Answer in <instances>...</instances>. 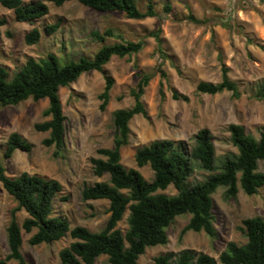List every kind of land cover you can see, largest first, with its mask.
Segmentation results:
<instances>
[{
	"label": "rangeland",
	"instance_id": "obj_1",
	"mask_svg": "<svg viewBox=\"0 0 264 264\" xmlns=\"http://www.w3.org/2000/svg\"><path fill=\"white\" fill-rule=\"evenodd\" d=\"M44 1L49 6V13L33 23L16 21L13 10L0 4V17L7 19V24L1 27L0 64L11 75L30 56L40 58L53 52L65 61L81 54L93 55L102 45L91 35L94 29L112 28L128 40L146 42L139 53L113 56L104 65L105 73L98 70L83 73L70 85L60 87L66 134L65 147L58 156L54 146H45L42 142L49 132L38 131L34 126L50 118L43 115L49 104L48 98L37 101L29 98L17 105H0V160L10 176L26 171L62 183L63 190L55 200L53 215L67 217L72 227L83 225L97 231L105 225L109 201H85L81 196L85 184L109 177L94 173L91 158L102 157L97 152L99 148L113 146L116 134L114 111L133 106L132 90L139 74L156 71L159 64L167 72V78H161L157 71L146 87L142 100L147 116L138 114L132 118L129 143L121 151V161L126 167L139 169L151 180L154 172L149 164L137 165L136 149L163 138L183 140L191 147L195 134L203 127L211 130L218 157L236 151L228 140L230 123L244 125L248 132L259 138L260 127L264 126V101L251 96V86L264 79V0H154L158 15L143 19L129 18L122 11L100 12L77 0L66 1L60 6L50 0ZM147 2L137 0L142 9L146 8ZM167 2L172 5L169 12L164 10ZM189 14L204 21L195 23L188 18ZM58 18L62 19L60 28L46 34L45 25ZM34 27L39 28L42 36L39 42L29 45L24 36ZM157 29H160L162 45L169 55L166 59L160 57L157 41L149 35ZM116 41L118 39L107 38L106 43ZM223 66L238 82L241 95L236 97L227 90L216 94L197 92L196 86L201 80L220 81ZM106 74L114 78V85L110 100L102 110L99 95L105 87ZM172 89L187 94L189 100L174 99ZM13 131L33 143V148L29 153L17 150L11 157L4 158L5 144ZM258 169L264 172V159L259 162ZM205 174L197 168L190 181L201 180ZM161 192L176 194L177 190L171 185ZM224 192L225 188L220 187L213 194L216 237L205 231L192 230L181 237L190 214L180 215L167 227L168 242L147 247L136 264H149L159 254L183 249L210 254L217 264H222L219 256L229 241L246 242L240 228L242 220L252 216L264 218V187L252 195L240 188L236 197L228 199ZM15 205L16 201L0 182V259L9 252L6 228ZM128 215L129 210L118 223L123 232L128 228ZM27 216L25 210L19 211V223ZM32 233L22 230V252L28 263L62 264L59 252L73 240L70 234L52 243L31 245L28 240ZM8 263L18 264L16 260ZM93 264H108V256L100 255Z\"/></svg>",
	"mask_w": 264,
	"mask_h": 264
},
{
	"label": "trees",
	"instance_id": "obj_2",
	"mask_svg": "<svg viewBox=\"0 0 264 264\" xmlns=\"http://www.w3.org/2000/svg\"><path fill=\"white\" fill-rule=\"evenodd\" d=\"M55 5H62L69 0H50ZM81 4L100 12L122 11L129 18L143 19L158 15L154 0H148L145 9L139 7L137 0H77ZM0 4L13 10L16 21L33 23L49 13V6L44 0H0ZM164 10H172L170 2ZM195 23L193 14L188 17ZM7 24L6 17H0L1 27ZM62 24V19L46 24L44 31L52 34ZM6 33L11 36L9 30ZM93 38L102 43L91 56L81 54L77 58L62 60L55 53L35 58L30 56L14 74L0 64V105H17L29 98L40 100L48 98L49 104L43 111L48 120L37 122L38 131H48L49 135L42 142L45 146H54L55 155H60L65 147L66 115L63 110L60 87L68 86L83 73L98 70L105 73L104 65L113 56L124 57L139 53L146 45L145 40L132 41L112 28L104 31L94 29ZM149 35L157 41V52L166 59L169 55L162 45L160 29ZM42 33L34 27L28 31L24 40L32 45L39 42ZM107 38L118 41L106 43ZM161 78H167V72L159 64L156 71L142 72L136 87L132 90L134 104L129 108H120L113 113L116 130L112 147L99 148L102 157H92L93 171L97 176L108 174V180L85 184L81 191L83 200L107 199L109 217L105 225L97 231L83 225L72 227L65 216L53 215L57 196L63 190L62 183L50 177L22 172L10 176L0 160V182L13 197L16 205L11 209L7 225L9 252L0 264H9L16 260L18 264H29L22 252V230L32 233L31 245L52 243L70 234L72 241L62 248L59 256L62 264H93L100 255L108 256V264H136L146 248L168 242L167 227L183 214H190L180 236L186 232L205 231L216 237L213 212V194L218 188H225V197L234 198L241 188L246 194H256L264 187V172L260 171L259 162L264 159V126L260 127L259 138L248 132L244 125L230 123L227 126L228 140L236 147L218 157L213 134L208 127H203L194 136V143L189 145L183 140L169 138L156 139L136 149L135 160L138 166L149 164L154 172L151 180L146 179L141 171L126 167L121 161V151L129 143L130 122L135 115L147 116L142 97L155 72ZM114 78L105 76V87L100 93V108L104 110L110 100ZM199 93L216 94L231 91L236 97L241 95L240 86L228 74L223 66L222 77L218 82L201 80L196 86ZM161 95L165 93L161 87ZM251 96L264 101V79L252 83ZM176 100H189L187 94L172 89ZM33 143L19 132L10 133L3 152V157H11L15 151L30 152ZM197 168L206 174L201 180L190 181ZM174 186L176 194L161 192ZM25 210L28 216L20 224L17 213ZM129 210L128 228L123 232L118 223ZM246 236V242L239 244L229 241L219 256L222 264H264V218L247 217L240 227ZM149 264H217L210 254L183 249L179 252H166L157 255Z\"/></svg>",
	"mask_w": 264,
	"mask_h": 264
}]
</instances>
